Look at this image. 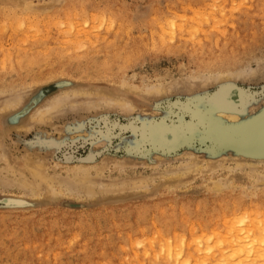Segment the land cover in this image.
I'll return each instance as SVG.
<instances>
[{
    "label": "rangeland",
    "instance_id": "rangeland-1",
    "mask_svg": "<svg viewBox=\"0 0 264 264\" xmlns=\"http://www.w3.org/2000/svg\"><path fill=\"white\" fill-rule=\"evenodd\" d=\"M28 2L0 3V110L21 101L0 111V264H141L232 226L257 264L264 149L235 137L264 113V0Z\"/></svg>",
    "mask_w": 264,
    "mask_h": 264
},
{
    "label": "bare ground",
    "instance_id": "bare-ground-1",
    "mask_svg": "<svg viewBox=\"0 0 264 264\" xmlns=\"http://www.w3.org/2000/svg\"><path fill=\"white\" fill-rule=\"evenodd\" d=\"M26 1V3H23V2H25ZM27 1L28 0H5L4 1V3L2 2H0L1 4H5V3H7V4H9V5H14V6H17V8H18V6H21L22 4H25V5H23V7L25 6L26 8H24V9H30L29 10V12L31 11V6H29L30 8H27V6L26 5H30V4H32V2L30 3V2H28L27 3ZM30 1V0H29ZM5 6V5H4ZM3 6V9L5 8ZM13 6V7H14ZM34 6V5H33ZM32 6V7H33ZM8 7V5H6V8ZM22 7V6H21ZM23 7H22V9H23ZM2 8V7H1ZM9 10H10V8H8ZM11 9H12V7H11ZM21 9V8H20ZM33 10H35V9H33ZM8 11V10H7ZM25 11V10H24ZM23 11V12H24ZM26 11H28V10H26ZM3 12H5V11H3ZM31 12H33V11H31ZM216 21V20H215ZM218 21H219V19H218ZM220 22V21H219ZM216 24V23H215ZM218 24V23H217ZM216 24V25H217ZM72 26V25H71ZM217 27V26H216ZM182 28V27H181ZM217 30H218V28H217ZM219 31L221 32V30L219 29ZM224 34V33H223ZM206 36V35H205ZM218 38V37H217ZM218 40V39H217ZM127 56V55H126ZM109 65V64H108ZM44 94V91H42L41 93H40V95L39 96H35V97H32L31 99H30V104L31 103H36V102H38L39 100H40V98L42 97V95ZM30 98V97H29ZM105 98V97H104ZM242 100V97L240 98V100L239 101H241ZM20 103H21V101H20ZM19 103V104H20ZM18 102H12L11 104H9L8 106H6L5 108H2L0 111H5V110H9V109H14V108H16L18 105ZM26 104V103H25ZM23 105V104H22ZM35 106V105H34ZM19 109V108H18ZM29 108L28 107H24V108H20L17 112L18 113H13V115L10 117V119H12V121H16L17 120V118L18 117H20L21 115H23V114H25V112L28 110ZM31 110V109H30ZM28 112V111H27ZM26 112V113H27ZM8 113V112H7ZM234 115V114H233ZM232 115V119H236L237 118V115H234L233 116ZM260 117V116H259ZM51 119V114L50 113H47V112H42V113H39V114H37L36 116H34V117H32L31 118V120H30V124L31 125H33V124H35V123H46V122H48L49 120ZM260 120H261V123H260V126L259 127H252V128H248V129H244L245 130V132H241V134L240 133H238V134H240L239 135V137L241 136V138L239 139V138H237V137H235V139H236V141H238L239 143H241V144H239L240 146H245V145H247V146H255V147H257L256 149H258V150H260V149H264V113L262 114V116L259 118ZM256 120H257V118H256ZM166 123V122H165ZM248 123H250V122H248ZM248 123H246V124H248ZM259 124V123H258ZM168 125V124H167ZM170 125V124H169ZM168 125V126H169ZM171 126V125H170ZM175 128V127H174ZM240 128V127H239ZM239 128H238V130H239ZM241 128H242V126H241ZM215 129V128H214ZM243 129V128H242ZM178 131V130H177ZM223 132V131H222ZM221 133V132H220ZM175 129H173V128H166V125L164 124V123H160V124H156V125H154V126H152V135H153V137H154V139L155 140H157L158 142H161V143H163V144H165V143H170V142H173V141H175V140H177V138H178V136L180 137V134L179 135H176V137H175ZM170 135H171V137H170ZM225 137V136H224ZM223 137V138H224ZM225 139V138H224ZM226 140H227V138H226ZM225 140V141H226ZM229 141V140H228ZM231 141V140H230ZM232 142V145H233V147H236L237 148V142L235 143V141H231ZM231 142H229V143H227V144H230ZM235 144H234V143ZM221 143V142H220ZM244 143V144H243ZM222 144V143H221ZM231 145V146H232ZM242 146V147H243ZM259 152V151H258ZM256 153V154H254V155H264V154H262V153H264V151L263 152H261V153ZM251 154H253L252 152H251ZM264 158H262V160H263ZM264 161V160H263ZM25 162L27 163L26 164V166H27V169L28 170H30L32 173H34V175L36 176V177H40L41 179H42V181L44 182V184L46 183L45 182V180H44V178L47 180L49 177H46L45 175V177H43V175H42V173L41 172H43V171H41V169H40V162H38V161H33L32 159H30V158H27L26 160H25ZM42 163V162H41ZM44 164V163H43ZM42 164V165H43ZM41 165V166H42ZM44 166V165H43ZM214 166V165H213ZM217 169V168H216ZM215 169V170H216ZM43 170H44V168H43ZM253 173V172H252ZM251 175V174H250ZM261 175V174H260ZM253 176H254V174H253ZM252 176V177H253ZM258 178V177H257ZM262 179V178H261ZM210 180V179H209ZM259 180L260 179H258V183H257V185H260V183H259ZM263 180V179H262ZM49 181V180H48ZM52 182H53V180H51ZM255 181H256V178H255ZM260 182H263V181H260ZM40 183V182H39ZM264 184V183H263ZM213 185H214V187H213V190L214 189H219V184L218 183H216V182H214L213 183ZM46 186V185H45ZM49 190V193H52V191L50 190V189H48ZM212 190V189H211ZM213 208V207H212ZM224 213V212H223ZM163 214V213H162ZM198 215V214H197ZM211 215V214H210ZM226 217V216H225ZM225 217H224V219H225ZM157 219H158V217H157ZM166 219H168V218H166ZM226 219H228V218H226ZM233 220H234V218H232ZM223 220V219H222ZM161 221V220H160ZM186 221V220H185ZM246 221V220H245ZM245 221H244V223H245ZM166 222V221H165ZM225 222V221H224ZM250 221H248V223H249ZM205 223V222H204ZM207 223V222H206ZM228 223V222H227ZM231 223H233V221L231 222ZM171 224V223H170ZM236 224V223H235ZM227 225V224H226ZM228 225H229V223H228ZM227 225V226H228ZM249 225V224H248ZM164 226H165V224H164ZM204 226V225H203ZM236 226V225H235ZM184 227V226H183ZM229 227V226H228ZM205 228V227H204ZM167 229H169V228H167ZM203 229V228H202ZM212 229V228H211ZM210 229V230H211ZM213 229H215V228H213ZM234 227L232 226V227H230V228H228V230H229V233H230V235H229V233L228 232H226V229L224 230V232H226V233H228V235L229 236H227V238H226V240H228L227 241V243L225 242L224 243V241H225V239H222L220 236H219V238H221V241H220V239H214V241L212 240V239H210V240H212V242H214V243H212V242H210L209 241V237L207 238L208 240H206V238L205 239H203V238H201L200 239V237H198L197 239H191L190 241H189V239L188 240H186V237L185 236H179V237H176L175 239H170V238H164V237H160L159 239H158V241H156V242H158V246L157 247H153V248H144V252H143V254L144 255H146L145 257H144V259L146 260L144 263H141V264H248L249 262V260H250V258H249V260L247 261V260H245V257H244V259H242V257H241V259H242V261L243 260H245L244 262H242L241 260V262H239V261H236L237 259H238V256H240L241 255V253L240 252H238V254L239 255H236L237 254V251H243L244 249V245L242 244L243 242H244V239H242L241 237V239L237 236V234H235V232L236 231H234ZM207 231V230H206ZM218 231H220L219 229H218ZM217 231V232H218ZM221 231H222V229H221ZM220 231V232H221ZM192 232V231H191ZM190 232V233H191ZM213 232H214V230H213ZM223 232V233H224ZM223 233H221V234H223ZM237 233V232H236ZM204 235H207V233L205 234V233H203ZM202 234V235H203ZM225 234V233H224ZM202 235H201V237H202ZM211 235V234H210ZM209 235V236H210ZM214 235H216V233L214 234ZM213 235V236H214ZM219 235H220V233H219ZM227 235V234H226ZM163 236V235H162ZM225 236V235H224ZM204 237V236H203ZM216 237V236H215ZM223 237V236H222ZM213 238V237H212ZM216 240V241H215ZM262 240V239H261ZM243 241V242H242ZM156 242H154L153 243V245H155L156 244ZM257 242V241H256ZM260 242V241H259ZM224 243V245H227L226 247H223L222 246V244ZM144 244V243H143ZM142 244V245H143ZM141 245V244H140ZM254 245H256V243H251L250 244V246L248 247V249L249 248H252V247H255V252H253V250L251 249V251H252V253H254L253 255H256L255 256V259H257L256 261L258 262L257 264H264V249H262L261 247H258V248H256L258 245H259V243H258V245L257 246H254ZM150 247H151V245H150ZM221 247H223V248H221ZM236 249V253H234V251H235V249ZM246 249V248H245ZM230 250H233V251H230ZM245 251V250H244ZM244 254L246 253V252H243ZM242 253V254H243ZM256 253V254H255ZM248 254V253H247ZM247 254H245V256L247 257L248 255ZM250 254H251V252H250ZM152 255V256H151ZM241 256H243V255H241ZM148 258H150L151 259V263H147V259ZM251 259H254L253 257L251 258ZM254 259V260H255ZM251 264H253V263H251Z\"/></svg>",
    "mask_w": 264,
    "mask_h": 264
}]
</instances>
